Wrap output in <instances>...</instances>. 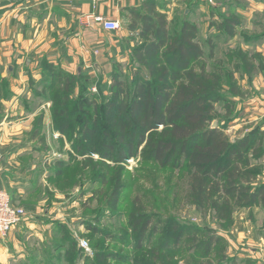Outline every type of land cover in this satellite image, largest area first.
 Masks as SVG:
<instances>
[{
    "label": "rangeland",
    "instance_id": "obj_1",
    "mask_svg": "<svg viewBox=\"0 0 264 264\" xmlns=\"http://www.w3.org/2000/svg\"><path fill=\"white\" fill-rule=\"evenodd\" d=\"M151 2L167 16L171 33H176L183 21L197 26L204 56L194 69L199 72L204 65L207 72L223 78L227 100L215 105L212 127L222 125L232 141L253 131L264 132V113L254 110L264 103V0ZM122 16L120 30L103 36L108 49L101 55L106 60L102 68L97 71V62L92 60L72 75L80 78L72 102L81 91L89 102H100L101 90L108 96L114 66L118 65L124 76L139 68L132 55L143 39L139 31L129 32L130 14ZM227 19L238 23L232 37L222 29ZM243 54L248 57L245 63ZM38 81L37 100L46 106L57 90V80L54 87L51 77ZM46 117L42 109L33 123L17 129L23 132V139L16 143L21 149L14 165L17 173L7 176L3 191L13 206L25 209L27 218L23 227L17 226L20 230L2 243L0 264H264L241 256L242 245L264 254V209H242L230 224L222 223L214 213H202L189 201L193 173L189 162L181 168H161L142 156L144 144L125 163L104 161L98 154L108 141L99 132L84 141L96 154L81 156L78 148L84 147L76 141L78 131L59 137L57 127L44 121ZM60 160L69 165L58 172ZM261 163L264 166V159ZM238 230L251 232L242 245H238ZM85 240L90 242V250H85L83 257H69L70 248L78 250ZM100 254L105 260L96 258Z\"/></svg>",
    "mask_w": 264,
    "mask_h": 264
},
{
    "label": "trees",
    "instance_id": "obj_2",
    "mask_svg": "<svg viewBox=\"0 0 264 264\" xmlns=\"http://www.w3.org/2000/svg\"><path fill=\"white\" fill-rule=\"evenodd\" d=\"M129 12V32L139 31L143 39L132 55L139 68L124 76L119 66H114L107 86L109 95L101 90L100 102L84 99L82 91L72 102L70 97L78 89L80 78L42 61L41 79L51 77L53 87L57 80V90L46 102L51 104L52 123L59 137L78 131L76 141L84 147L78 148L81 156H91L96 152L84 141L101 133L108 141L101 145L103 153L98 154L104 161L125 163L144 144L142 156L161 168H181L189 162L193 168L189 201L202 213H214L222 223L230 224L239 210L264 209V132L253 131L232 141L222 125L212 127L215 105L227 99L219 74L207 72L204 65L199 72L194 69L204 56L197 26L183 21L179 30L171 33L167 16L158 12L151 0L144 11ZM234 21L227 19L219 29L232 37L238 26ZM241 61L247 62V55L243 54ZM251 70L250 66L248 73ZM39 84L32 81L37 89ZM68 165L66 160L58 161V172ZM117 201L116 197L114 204ZM89 229L100 232L95 227ZM212 244H216L215 239ZM84 251L72 247L69 257H83ZM96 258L105 260L102 254Z\"/></svg>",
    "mask_w": 264,
    "mask_h": 264
},
{
    "label": "crops",
    "instance_id": "obj_3",
    "mask_svg": "<svg viewBox=\"0 0 264 264\" xmlns=\"http://www.w3.org/2000/svg\"><path fill=\"white\" fill-rule=\"evenodd\" d=\"M149 1L0 0V190H5L7 176L17 173L14 165L21 149L16 143L23 139V132L17 129L33 123L42 109L46 110L44 121L47 119L52 124L51 104H39L35 96L37 87L32 85V81L37 84L41 77L40 63L45 59L74 75L82 65L88 66L94 60L99 71L106 61L101 55L108 49L103 36L114 33L106 32L94 19L102 17L121 23L122 15L130 14V9L144 11ZM95 49L98 50L94 52ZM259 105L254 110L264 113L261 109L264 103ZM19 230L16 228L7 237H0V252L4 250L2 243ZM250 233L238 230V245ZM242 246V257L264 261L260 251H249Z\"/></svg>",
    "mask_w": 264,
    "mask_h": 264
},
{
    "label": "built area",
    "instance_id": "obj_4",
    "mask_svg": "<svg viewBox=\"0 0 264 264\" xmlns=\"http://www.w3.org/2000/svg\"><path fill=\"white\" fill-rule=\"evenodd\" d=\"M97 1L95 0V2ZM94 20L101 24L106 32L113 33L120 30V23L117 20H106L102 17H97ZM26 218L25 209L13 206L9 195L0 190V237H7L17 226L25 222ZM89 246V242L85 240L81 242L80 247L84 250H90Z\"/></svg>",
    "mask_w": 264,
    "mask_h": 264
},
{
    "label": "water",
    "instance_id": "obj_5",
    "mask_svg": "<svg viewBox=\"0 0 264 264\" xmlns=\"http://www.w3.org/2000/svg\"><path fill=\"white\" fill-rule=\"evenodd\" d=\"M217 127L216 124L214 125V128Z\"/></svg>",
    "mask_w": 264,
    "mask_h": 264
}]
</instances>
